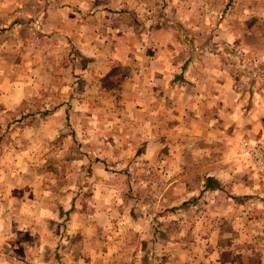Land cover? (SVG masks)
Returning <instances> with one entry per match:
<instances>
[{"label": "rangeland", "instance_id": "374dc122", "mask_svg": "<svg viewBox=\"0 0 264 264\" xmlns=\"http://www.w3.org/2000/svg\"><path fill=\"white\" fill-rule=\"evenodd\" d=\"M244 141L264 0H0V264H264Z\"/></svg>", "mask_w": 264, "mask_h": 264}, {"label": "built area", "instance_id": "2783aa9c", "mask_svg": "<svg viewBox=\"0 0 264 264\" xmlns=\"http://www.w3.org/2000/svg\"><path fill=\"white\" fill-rule=\"evenodd\" d=\"M239 152L248 165L264 173V142L244 141L239 147Z\"/></svg>", "mask_w": 264, "mask_h": 264}, {"label": "crops", "instance_id": "0c3cea01", "mask_svg": "<svg viewBox=\"0 0 264 264\" xmlns=\"http://www.w3.org/2000/svg\"><path fill=\"white\" fill-rule=\"evenodd\" d=\"M61 14V16L63 17V13H60ZM123 15V14H122ZM69 20V19H68ZM68 20H65L64 22H66V23H69V21ZM124 27H126V26H124ZM79 28V27H78ZM82 29V30H81ZM81 31H83L84 32V34H86V36H88V33H89V31H91V32H93V33H95V29H90V28H88V27H86V25L84 24V22H83V24L81 25ZM99 32V30H97V32L96 33H98ZM131 34V32H128V34ZM83 34V33H82ZM125 34H127V33H125ZM124 34V36H122V37H119L118 38V40H121V39H125L127 36ZM130 34L128 35V37H130ZM89 37V39L90 38H92V36H88ZM99 37L101 38V36H100V34H99ZM78 38V37H77ZM76 39V38H75ZM76 40H78V42L79 43H81V41H82V38H78V39H76ZM91 45V44H90ZM121 45V44H120ZM122 46H123V50H124V52L125 53H128V52H130V51H128L127 49H126V44L125 43H123L122 44ZM87 54V53H86ZM96 56V55H95Z\"/></svg>", "mask_w": 264, "mask_h": 264}, {"label": "trees", "instance_id": "16d2710c", "mask_svg": "<svg viewBox=\"0 0 264 264\" xmlns=\"http://www.w3.org/2000/svg\"><path fill=\"white\" fill-rule=\"evenodd\" d=\"M210 180V179H209ZM211 181V180H210Z\"/></svg>", "mask_w": 264, "mask_h": 264}]
</instances>
